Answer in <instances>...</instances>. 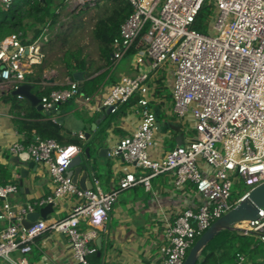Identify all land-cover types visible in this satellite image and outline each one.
<instances>
[{
    "label": "built area",
    "instance_id": "2783aa9c",
    "mask_svg": "<svg viewBox=\"0 0 264 264\" xmlns=\"http://www.w3.org/2000/svg\"><path fill=\"white\" fill-rule=\"evenodd\" d=\"M0 1L8 8L19 0ZM55 1L66 4L69 13L78 14L104 0ZM127 1L132 12L112 40L111 68L137 43L132 60L138 72L122 77L100 106L91 110L112 107L113 113L138 96L140 121L136 129L107 155L134 165L139 175L126 174L109 193L99 189L95 178L91 190H82L67 176L71 160L82 152L80 147L60 146L53 139L11 144L10 155L27 153L36 170L47 175L50 193L30 204L12 205L7 199L18 193V185L0 186V220L8 222L0 233V259L7 264H28L26 256L32 247L50 234L65 237L77 264H89V257L97 253L91 244L94 229L104 228L118 196L140 185L151 191V179L159 176H169L178 190L190 184V197L183 198L185 208L167 223L156 255L146 264H183L188 250L216 220L251 189L264 184V0ZM203 7L210 10L207 34L192 30ZM49 25L31 43H24L17 33L0 41V87L14 91L30 84L26 75L45 60ZM165 64L175 67L171 74L172 113L178 121L191 119L196 135L168 151L162 160L152 161L148 150L157 122L149 106L157 87V71ZM79 98L88 108L92 96H81L77 83L69 82L66 88L39 99L43 110L49 111ZM78 138L84 140L82 134ZM238 184L245 192L235 202L231 189ZM65 199L71 200V205L64 217L36 221L29 229L22 227L21 221L29 213L49 204L54 213ZM82 224L90 230H82ZM237 227L240 236H254L264 244V210H259L256 220ZM13 253L18 257L12 258ZM231 264L256 263L236 253Z\"/></svg>",
    "mask_w": 264,
    "mask_h": 264
},
{
    "label": "crops",
    "instance_id": "0c3cea01",
    "mask_svg": "<svg viewBox=\"0 0 264 264\" xmlns=\"http://www.w3.org/2000/svg\"><path fill=\"white\" fill-rule=\"evenodd\" d=\"M128 59L129 63L127 66L125 65L124 70L117 76L108 73L92 95L88 108L82 106L81 98L71 100L58 106L56 110L59 113L56 111L50 117L45 116L44 112H40L43 116L41 122L57 124L60 129V135L63 138L62 143L78 138L82 134L84 140L78 139L79 143L84 145L87 141L85 136L89 134L88 140L94 139L93 144L90 146L93 155H96L98 148L102 147H106L111 151L120 139L134 132L140 121V108L137 103H134V100H138V96H133L131 103L129 101V103L119 106L117 111L110 113L108 116L104 114V109L94 112L91 108L100 106L101 102L108 96L111 88L122 77H133L137 74L138 71L133 66L132 58L128 57ZM122 60L116 65L120 64ZM99 65L101 63H98ZM41 66L42 64L34 66L31 72L26 75V80L29 83L41 75L39 84L32 85L30 83L33 87V94L37 95L35 90L42 92L50 87L62 88L67 86L69 82H73L71 75L68 76L65 69L58 70L50 67L44 69L41 74L39 72V67ZM104 71L105 69H102L99 73ZM159 77L161 76H156L157 79ZM169 77L171 78H168V76L162 77L164 79L163 89L161 91L159 89L160 93L154 95L149 106L157 122V131L148 150V155L152 161L162 160L168 151L193 139L186 132V129L189 130L188 132L192 130L189 127V124L192 123L191 119L186 122L178 121L172 113V101L170 98L172 76L170 75ZM44 79L46 81H43ZM166 90L168 93L165 92ZM10 92L7 88L0 87V164L9 167L12 179L16 180L18 185L20 179L19 170L26 168L27 163L22 162L18 156L10 155L8 148L13 143L28 144L25 134L18 132L17 124L24 122L25 112H29L28 107L31 106L26 100L17 98L19 99L17 100L19 101L17 107L21 108V110L13 108L11 101L13 96H11ZM107 119L109 120L103 127L102 134L94 137L97 127ZM95 121L99 123L92 131V125ZM98 140L101 143L97 144ZM61 146H70V144ZM97 161L99 167L95 170L91 179L95 178L98 180L99 189L103 193L115 190L119 180L126 174L139 175V171L134 165L123 162L119 157L115 158L107 155L106 159L102 158ZM32 173L29 170V177L22 180L24 189L7 199L10 204L23 203L26 198L27 200L34 197L38 199L50 193V182L47 175L38 170ZM28 179L31 180L29 182H32L33 189L25 184ZM150 185L151 191H146L140 185L120 194L108 214L104 228L94 229L96 236L91 244L97 249L98 255L102 251V264L148 263L154 258L162 243L167 223L173 222L185 208V202L182 201L183 198L189 199L190 197L188 187L187 191L185 188L183 190L176 189L169 176L155 177L151 179ZM30 194L32 195L29 196ZM70 205L71 202L65 203L64 211L60 213L61 217L66 215ZM7 224L8 222L6 221H0V233L7 228ZM81 229L84 231L90 230L85 224L81 225ZM99 238H101V241L97 243ZM235 244L236 238L218 248L215 254L217 264L232 263ZM11 257L17 258L18 254L13 253ZM26 258L28 264H77L72 257L66 239L61 237V235L54 234L40 238ZM0 264H7V262L0 259Z\"/></svg>",
    "mask_w": 264,
    "mask_h": 264
},
{
    "label": "trees",
    "instance_id": "16d2710c",
    "mask_svg": "<svg viewBox=\"0 0 264 264\" xmlns=\"http://www.w3.org/2000/svg\"><path fill=\"white\" fill-rule=\"evenodd\" d=\"M109 3L106 8L107 14L100 18L93 30V36L98 46V60L93 62L91 60L83 59L78 55L69 54L63 58L64 69L67 72L68 76L72 75L74 72H84V82L82 88L83 96H92L95 93V90L103 82L106 76L109 73L111 68V55L113 52L112 40L119 34V28L124 20L131 14L132 7L127 0H105ZM55 0H45L44 2L40 0H19L13 4V12L10 15L0 11V41H2L8 34L17 33L21 35L24 40V43H31L38 39L42 30L50 24L52 28L55 27L58 21L57 14H51V6L55 3ZM58 2V1H57ZM97 7V6H96ZM210 10L207 7H203L196 18V22L193 27L200 33H206L208 19V14ZM146 30H143L140 34V37L145 33ZM32 34V35H30ZM30 35V36H29ZM29 36V37H28ZM53 38L48 39L47 45L53 43ZM136 44L129 50L127 57H133L136 53ZM44 50V47H43ZM96 63H101V65L95 67ZM51 66L45 62L42 63V66L39 67V72L44 69H48ZM102 69H105L104 72L99 73ZM163 76L159 77L156 80V90L155 94L160 93L163 89ZM41 82V75L36 79L30 81L32 85L39 84ZM59 87H50L45 91H38L37 95L41 98L43 95H46L51 90H59L66 88ZM160 89V91H159ZM168 93V91H165ZM171 98V95H170ZM132 99V98H131ZM129 100L130 103L133 100ZM16 97H12L11 101L13 103V108L19 109L17 107L19 101ZM129 101L127 103H129ZM138 100H134V103H137ZM126 103V104H127ZM125 105V104H124ZM29 112H25L24 122L18 123V132L25 134L26 141L32 143L35 139H53L58 144L65 145H76L81 148L83 151L85 148L90 147L93 144L94 139L87 140L84 145L79 143V139H71L69 142L62 143V137L60 135V129L57 124L51 122H41L43 118L42 114L32 107H28ZM21 110V108L19 109ZM108 120L101 122L94 132V137H97L102 134L103 127L108 123ZM9 184H17L16 180L12 179L10 169L8 166L0 164V186H5ZM235 202L240 199L244 194L245 190H242ZM236 238L235 251L232 255V260L236 253L241 255H252L254 252H260L262 261L258 264L264 263V247L256 250L254 247H251L250 237L239 236L235 232L231 231H222L220 232L209 244L206 246L205 250L202 252L200 259H204V262H198L197 264H208L210 262L216 263L215 254L219 247L225 245L230 240ZM102 251L98 255V251L95 255L89 257V264H102Z\"/></svg>",
    "mask_w": 264,
    "mask_h": 264
},
{
    "label": "water",
    "instance_id": "95a60500",
    "mask_svg": "<svg viewBox=\"0 0 264 264\" xmlns=\"http://www.w3.org/2000/svg\"><path fill=\"white\" fill-rule=\"evenodd\" d=\"M83 75L84 72H74L71 75L72 81L76 82L78 85V91L81 96L84 82ZM43 81L46 80L44 79ZM32 88L33 87L30 84H22L16 90L11 91L10 94L13 97L26 100L29 102L31 107L35 108L38 112H44V115L47 117L54 115L57 110H43L42 105L40 104V99L37 95L32 93ZM112 109V107L105 108L104 114L108 116ZM57 113L59 112L57 111ZM98 123V121H95V123L92 125V131H94ZM88 139L89 134L85 136V140ZM99 143H101L100 140L97 141V144ZM108 151L109 150L106 147L98 148L96 155H93V153H91L90 147L85 148L81 153L71 160L67 168V176L70 177L72 182L77 184L82 190H91V176L99 166L97 160L102 158L106 159ZM18 158L22 162L27 163L26 168H21L19 170L20 179L18 181V187L19 191L21 192L24 189L22 187V180L29 177V170L35 173L37 167L34 162L29 160V155L27 153L19 154ZM259 210H264V184L251 189L243 200L238 202L231 210L216 220L190 248L183 264H197L199 261L201 263L204 262V259H200V257L210 241H212L222 231L238 233L240 230L237 225L240 223L256 220L258 218ZM52 212V205H46L38 212H32L26 215L21 221V225L24 229H29L36 221L45 220ZM61 237L65 238L62 235ZM100 241L101 238L97 240V243Z\"/></svg>",
    "mask_w": 264,
    "mask_h": 264
},
{
    "label": "rangeland",
    "instance_id": "374dc122",
    "mask_svg": "<svg viewBox=\"0 0 264 264\" xmlns=\"http://www.w3.org/2000/svg\"><path fill=\"white\" fill-rule=\"evenodd\" d=\"M108 5L109 3H107L104 0L101 4L97 5V7L89 8L78 14H71L67 11L68 6L66 4L62 5V3L56 1L53 4V6H51L50 13L51 14L58 13L57 14L58 21L55 27L53 28L51 26L48 27L49 36H50L49 38H51L52 36L54 41L51 45L45 46L46 43L44 44L45 63L49 64L51 67L56 68L58 70L61 69L64 70L63 58L66 55L68 56L69 54H75V55L80 54L79 56L83 59L97 62L98 46L93 36V30L97 21L107 14L106 8L108 7ZM0 11L5 13L6 15H10L13 12V5L6 8V6L2 4L0 1ZM206 24L208 27L210 24L209 18L207 19ZM192 30L197 31L194 27L192 28ZM128 63H129V59L128 57H126L124 60H122L120 64L116 65L114 68H110L109 74L110 75L113 74L117 76L120 72L124 70L125 65L127 66ZM97 66L98 63L95 64V67ZM174 70H175L174 66L165 64L161 69L157 71V75L168 76V78H171L169 76L172 74ZM35 93H38V91L35 90ZM185 120L189 121L188 117H186ZM189 127L192 130L188 132L189 130L186 129V132L188 133L187 135L194 138L196 133L193 129V123L189 124ZM29 181L31 180L30 179L26 180L25 184H27L31 189H33V184L32 182ZM187 187L189 189V187H191L190 184H187L185 186L186 191H187ZM242 190H245V187L242 184L233 186L231 189V193H232L231 199L234 201L235 198H237L238 195L241 192H243ZM31 195L32 194H30L29 196ZM26 200L27 198L25 199V201H23V203H19V204L20 205L30 204L33 201H35L36 198L35 197L30 199L28 198V200L27 201ZM68 202H71V200L65 199L61 201L59 205L55 208L54 213L51 216H49V218H47L46 221H53L59 219L62 216L60 214L61 211H64L65 203ZM250 238H251L250 248L254 247L256 250H258L261 249L262 246L264 247V244L260 243L254 236H250ZM245 256L251 263L258 264L259 262L262 261L260 252H254L250 256L248 255ZM208 264H214V263L210 262Z\"/></svg>",
    "mask_w": 264,
    "mask_h": 264
},
{
    "label": "snow or ice",
    "instance_id": "6c2138e0",
    "mask_svg": "<svg viewBox=\"0 0 264 264\" xmlns=\"http://www.w3.org/2000/svg\"><path fill=\"white\" fill-rule=\"evenodd\" d=\"M74 151V149H69V152Z\"/></svg>",
    "mask_w": 264,
    "mask_h": 264
}]
</instances>
